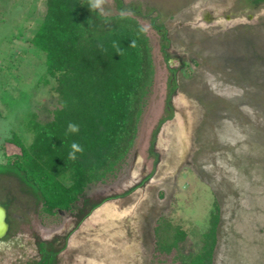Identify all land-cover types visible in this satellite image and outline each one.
Returning a JSON list of instances; mask_svg holds the SVG:
<instances>
[{"label": "rangeland", "instance_id": "374dc122", "mask_svg": "<svg viewBox=\"0 0 264 264\" xmlns=\"http://www.w3.org/2000/svg\"><path fill=\"white\" fill-rule=\"evenodd\" d=\"M120 1L103 16L125 11L149 29L153 67L133 144L72 211H47L0 168V264H35L40 244L54 264H183L216 209L212 264H264V0ZM46 11L47 0H0V166L20 155L17 140L32 144V121L60 109L32 41ZM159 224L185 232L170 252L158 250Z\"/></svg>", "mask_w": 264, "mask_h": 264}, {"label": "trees", "instance_id": "16d2710c", "mask_svg": "<svg viewBox=\"0 0 264 264\" xmlns=\"http://www.w3.org/2000/svg\"><path fill=\"white\" fill-rule=\"evenodd\" d=\"M116 1L121 8L122 2ZM88 3L47 0L46 15L32 41L44 55L41 81L56 82L60 109L46 125L32 121V144L17 140L20 155L0 166L20 174L49 212L74 210L86 187L104 179L124 158L133 144L142 100L153 76L148 39L139 31L140 25L129 16H101ZM133 40L136 47H131ZM174 90L172 80L170 94ZM167 112H171L169 98ZM69 122L80 125L78 134L65 135ZM73 141L85 151L69 161ZM219 219L216 209L202 235L201 250L183 264H212ZM156 235L163 253L175 249L185 232L179 228L169 232L159 224ZM39 247L43 255L35 264H54L55 252L44 244Z\"/></svg>", "mask_w": 264, "mask_h": 264}, {"label": "clouds", "instance_id": "9594fccd", "mask_svg": "<svg viewBox=\"0 0 264 264\" xmlns=\"http://www.w3.org/2000/svg\"><path fill=\"white\" fill-rule=\"evenodd\" d=\"M108 3V0H89V7L93 12H98L99 15L103 16L105 14V5ZM121 18H126L128 13L122 11L120 13ZM139 31L143 34H146L149 29L147 27L142 26ZM113 47L117 48V53L122 55V50L119 49V46L114 42ZM131 47H136V41L133 40ZM80 132V125L74 122H69L67 125V131L65 135L70 134H78ZM70 151L68 153V160L69 161H76L78 159V154L82 155L85 151L84 146L80 143L73 141L70 145Z\"/></svg>", "mask_w": 264, "mask_h": 264}, {"label": "water", "instance_id": "95a60500", "mask_svg": "<svg viewBox=\"0 0 264 264\" xmlns=\"http://www.w3.org/2000/svg\"><path fill=\"white\" fill-rule=\"evenodd\" d=\"M8 225L5 222V211L0 207V239L7 232Z\"/></svg>", "mask_w": 264, "mask_h": 264}]
</instances>
